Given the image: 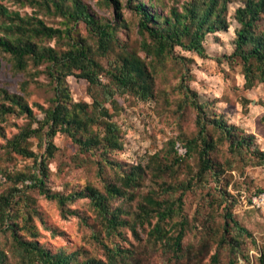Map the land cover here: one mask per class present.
Returning <instances> with one entry per match:
<instances>
[{
	"label": "rangeland",
	"instance_id": "obj_1",
	"mask_svg": "<svg viewBox=\"0 0 264 264\" xmlns=\"http://www.w3.org/2000/svg\"><path fill=\"white\" fill-rule=\"evenodd\" d=\"M15 0H0V5L9 12H17L20 16H35L46 26L64 29L65 21L57 15L53 8L38 6L29 2ZM85 4L91 16L99 23L113 25L119 17L124 19L129 28L117 29L118 43L138 49L142 36L137 30L138 17L126 0H118V9L104 0H80ZM111 1V0H110ZM144 2L148 0H142ZM157 12L168 14L170 9L181 11L189 0H149ZM68 2V0H67ZM245 0H228L226 3V21L229 27L226 31L208 34L203 42L205 58L175 47L173 54L160 65L156 78V98L148 103L136 102L130 96H116L121 110L114 120L121 128L123 150L111 155V159L128 167L140 164L143 167L144 179L135 189H126L133 196L129 199H113L111 209L119 207L120 217L131 222L142 197L147 192L155 191L161 199H176L179 192L163 194L161 187L176 186L193 179L197 170V160L194 157L185 158L180 164L164 170L155 176L148 165L150 157L157 155L160 163L169 155L168 142L181 137L190 139L196 133L195 112L189 108L183 112L177 111L176 104L180 100L177 85L181 75L188 86L197 93L199 101L207 103V113L222 115L224 120L237 126L253 136L254 147L264 150V85L254 82L251 89L245 87V78L239 59L229 56L234 49V30L237 27L233 19L236 8L243 6ZM1 23H9L6 17H1ZM259 29L264 31V15L259 21ZM3 29V26L1 27ZM0 36H3L0 31ZM73 37L83 39L89 45L95 44V37L87 31L82 22L77 23ZM40 46L51 47L56 51H65L66 43L56 39H37ZM115 52L117 47L113 48ZM143 57V52L138 51ZM114 58V53L98 58L106 67L107 61ZM46 65L33 67L29 65L26 72L16 71L7 55L0 54V105L3 102L1 91L19 95L32 109L34 115L41 119L43 110L51 104L53 83L49 80ZM184 73V74H183ZM102 82L107 80L102 77ZM74 102L90 104L92 99L87 90L85 80L68 76L64 82ZM43 109V110H42ZM28 119L17 112L0 114V195L11 192L15 187L18 175H28L33 172V160L14 154L7 141L21 129L28 127ZM36 124H31L34 128ZM216 141V149L211 158L222 171L219 179L209 174L203 182L192 181V188L183 197L182 213L173 216L163 225L168 236H175L181 223L184 224L182 239L183 255L178 259L173 252L161 242H155L149 237L156 218L135 227V234L129 227L117 229V233L107 236L99 216L89 204L88 199L68 203L65 209L74 211L75 215H65L55 201L47 200L37 190L20 188V200L14 206L18 213V235L25 240L36 241L45 250L65 254L76 253L78 261L96 259L105 260V248L117 247L129 255L124 264H210L215 253L217 241L221 234L224 210L218 206L222 193L225 191L233 198L234 206L230 207L233 217L251 234L241 245V254L236 256L237 264H259L258 259H264V212L251 205V198L264 192V165H256L255 159L245 150L241 154H231L226 141H217L218 134L208 130ZM57 151L48 159V176L46 187L51 192L69 194L89 186L104 192V184L120 185L119 173L104 166L98 170V155L81 153L65 135H57L54 139ZM30 149L40 155L43 147L36 138H30ZM169 159V158H168ZM168 162V161H167ZM125 190V188H124ZM228 198L231 201V198ZM17 199V197L15 198ZM31 209V210H30ZM30 212L28 227H31L32 237L22 226L25 221L22 215ZM0 251L5 255L8 264H19L20 259L14 248L9 232H0ZM227 251L220 250L218 264H228Z\"/></svg>",
	"mask_w": 264,
	"mask_h": 264
},
{
	"label": "trees",
	"instance_id": "obj_2",
	"mask_svg": "<svg viewBox=\"0 0 264 264\" xmlns=\"http://www.w3.org/2000/svg\"><path fill=\"white\" fill-rule=\"evenodd\" d=\"M22 2V0H15ZM38 6L52 7L54 12L65 21L64 29L46 26L41 19L35 16H20L17 12H9L0 5V18L6 17L9 21L3 25L0 19V54L7 55L12 67L19 72H26L29 65L39 67L46 65L45 72L53 83V97L50 106L43 110V117L38 119L32 109L19 95L1 91L2 103L0 114L6 115L17 112L24 115L29 126L21 129L7 145L10 150L21 157L33 160V172L28 175L20 174L15 179V187L11 192L0 195V232H9L14 248L19 256V264H124L129 259L127 252L114 247L105 248V260L88 259L78 261L76 253H51L40 246L36 241L25 240L18 235V213L14 206L18 204L20 188L37 190L47 200L55 201L61 209L63 216L75 215L74 211L65 209L68 203L81 199H88L89 204L96 211L101 224L107 234L117 233L121 227H129L133 234L135 227L156 218V222L149 237L155 242H161L173 252L178 259L183 255L182 239L184 237V224L175 236H168L163 225L173 216L182 213L183 197L185 192L192 188V181L201 183L206 176L219 177L222 174L219 166L211 158L216 149V141L209 135L208 130L218 134L217 141H226L231 154H241L246 151L255 159L256 165H264V150L254 145L252 135L245 134L235 125L227 123L223 116L209 114L206 111L207 103L199 101V97L186 83L181 75L177 92L180 100L177 102V111L183 112L191 108L195 112L196 133L190 139H171L168 142L169 155L158 161L157 155L150 157L148 165L155 176L169 170L170 167L180 164L185 158L194 157L197 160V170L193 179L176 186L160 188L163 194L179 192L176 199L170 201L161 199L155 191H149L143 196L131 222L123 220L119 207L111 209L110 201L113 199H129L133 196L126 189H135L144 179L143 167L140 164L125 169V166L111 159V155L123 150L121 128L114 118L121 107L116 96H130L136 102L148 103L156 98V78L160 65L172 56L175 47L194 53L205 58L203 42L208 34L226 31L229 23L226 21V3L228 0H189L181 11L170 9L168 14L156 11L154 5L148 0H126L132 7L134 15L138 17L137 30L142 36L138 49L118 43L117 29L127 30V22L119 17L113 25L96 21L85 4L80 0H26ZM25 1V2H26ZM118 9V0H104ZM264 15V0H245L243 6L235 9L233 19L237 27L234 30V49L229 56L239 59L245 78V87L251 89L257 81L264 85V31L259 29V21ZM82 22L87 31L95 37V44L89 45L85 40H75L73 37L77 23ZM3 26V29L1 27ZM37 39H56L65 42V51L58 52L54 48L40 46ZM117 47L118 51H114ZM143 52V57L138 51ZM114 53V58L107 61L104 67L98 58ZM184 74V73H183ZM74 76L86 81L87 90L92 99L90 104L74 102L69 95L64 82L66 77ZM104 77L107 82H102ZM31 124H36L31 128ZM0 128V136L2 135ZM65 135L72 144L76 145L81 153L98 155V170L101 172L106 165L112 170L121 173L120 185L104 184V192L86 186L84 189L69 194L51 192L46 187L48 176V159H51L57 147L54 139L57 135ZM30 138H36L44 151L40 155L34 153L29 147ZM176 144L185 150L180 155ZM169 158V159H168ZM168 161V162H167ZM125 188V190H124ZM218 206L224 210L221 234L217 241L215 253L210 264L219 263L220 250H226L228 264H237L236 256L241 254V245L244 240L251 237L249 231L242 227L233 217L230 207L234 206L233 198L225 191L222 193ZM17 197V199H15ZM232 200L229 201L228 198ZM31 210V209H30ZM30 212L22 215L26 226L25 230L35 237L28 227L27 220ZM264 264L263 257L258 259ZM0 264H8L5 255L0 251Z\"/></svg>",
	"mask_w": 264,
	"mask_h": 264
},
{
	"label": "built area",
	"instance_id": "obj_3",
	"mask_svg": "<svg viewBox=\"0 0 264 264\" xmlns=\"http://www.w3.org/2000/svg\"><path fill=\"white\" fill-rule=\"evenodd\" d=\"M176 150L180 155H184L186 150L179 144H176ZM251 205L261 212H264V192L255 194L251 198Z\"/></svg>",
	"mask_w": 264,
	"mask_h": 264
}]
</instances>
